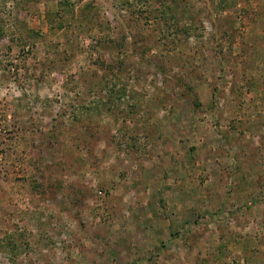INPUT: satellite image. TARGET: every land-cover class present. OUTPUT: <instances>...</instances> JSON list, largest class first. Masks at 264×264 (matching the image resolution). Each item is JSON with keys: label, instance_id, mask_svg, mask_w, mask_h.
<instances>
[{"label": "rangeland", "instance_id": "1", "mask_svg": "<svg viewBox=\"0 0 264 264\" xmlns=\"http://www.w3.org/2000/svg\"><path fill=\"white\" fill-rule=\"evenodd\" d=\"M0 264H264V0H0Z\"/></svg>", "mask_w": 264, "mask_h": 264}]
</instances>
